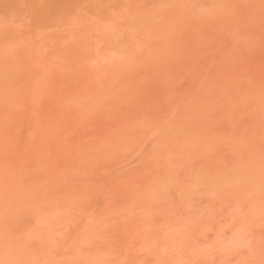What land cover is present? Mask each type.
I'll use <instances>...</instances> for the list:
<instances>
[{
  "label": "bare ground",
  "instance_id": "6f19581e",
  "mask_svg": "<svg viewBox=\"0 0 264 264\" xmlns=\"http://www.w3.org/2000/svg\"><path fill=\"white\" fill-rule=\"evenodd\" d=\"M263 49L264 0H0V264H264Z\"/></svg>",
  "mask_w": 264,
  "mask_h": 264
},
{
  "label": "rangeland",
  "instance_id": "374dc122",
  "mask_svg": "<svg viewBox=\"0 0 264 264\" xmlns=\"http://www.w3.org/2000/svg\"><path fill=\"white\" fill-rule=\"evenodd\" d=\"M255 55H257L256 58H259L260 60L263 58L262 61H264V49H263L260 53H257V54H255ZM255 55H254V56H255ZM256 58H255V59H256Z\"/></svg>",
  "mask_w": 264,
  "mask_h": 264
}]
</instances>
